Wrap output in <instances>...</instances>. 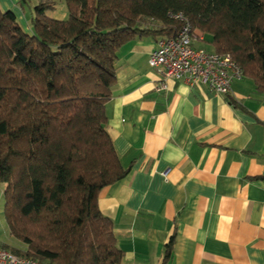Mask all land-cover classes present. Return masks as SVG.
Returning a JSON list of instances; mask_svg holds the SVG:
<instances>
[{"label":"trees","instance_id":"trees-1","mask_svg":"<svg viewBox=\"0 0 264 264\" xmlns=\"http://www.w3.org/2000/svg\"><path fill=\"white\" fill-rule=\"evenodd\" d=\"M20 0L30 30L0 7V182L10 233L1 244L45 264H122L100 191L127 169L108 131L119 49L173 37L183 12L201 47L229 54L264 94V0ZM175 236L166 245L171 258Z\"/></svg>","mask_w":264,"mask_h":264},{"label":"crops","instance_id":"crops-1","mask_svg":"<svg viewBox=\"0 0 264 264\" xmlns=\"http://www.w3.org/2000/svg\"><path fill=\"white\" fill-rule=\"evenodd\" d=\"M63 3L54 18L67 16ZM0 7L30 30L20 0ZM157 42L137 38L119 49L106 104L127 174L100 191L98 204L125 251L122 264H163L172 235L167 264H264V94L244 77L228 94L165 79L149 63ZM9 243L18 245L0 237Z\"/></svg>","mask_w":264,"mask_h":264},{"label":"built area","instance_id":"built-area-1","mask_svg":"<svg viewBox=\"0 0 264 264\" xmlns=\"http://www.w3.org/2000/svg\"><path fill=\"white\" fill-rule=\"evenodd\" d=\"M170 16L180 21V28L175 36L158 40L150 54V65L159 69L165 79H183L193 86L206 85L218 94L230 93L233 81L242 78V70L229 54L212 53L195 46V39L202 33L192 27L187 15L177 12ZM0 264L45 263L0 248Z\"/></svg>","mask_w":264,"mask_h":264},{"label":"rangeland","instance_id":"rangeland-1","mask_svg":"<svg viewBox=\"0 0 264 264\" xmlns=\"http://www.w3.org/2000/svg\"><path fill=\"white\" fill-rule=\"evenodd\" d=\"M64 1V0H63ZM56 2H57V8H58V6H59V4H61V0H56ZM63 5H64V7H65V9H66V4H65V1H64V3H63ZM3 11L4 10H7V9H4L3 7L1 8ZM24 9L26 10V11H28V14H29V16H31V14H32V10L30 9V7L29 6H25L24 7ZM19 21H20V23L24 26V24H23V20L22 19H20L19 18ZM2 189H4V184L2 183V182H0V237H10L11 239H13L14 241H16L17 242V244L19 245V242H20V244L22 245V246H24L23 244H22V242L21 241H19V240H16V238H13L12 237V234L10 233V229H9V226H8V223H7V220H6V218H5V214H4V204H3V202H4V191H2ZM4 241H6V239L4 240ZM19 241V242H18ZM10 244V243H9ZM16 244V245H17ZM1 245V244H0ZM17 245V246H18ZM22 246H20V247H22ZM0 248H2L1 246H0Z\"/></svg>","mask_w":264,"mask_h":264}]
</instances>
